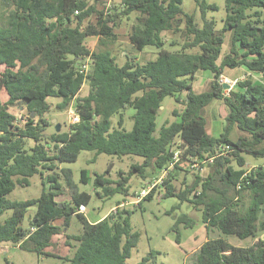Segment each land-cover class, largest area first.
<instances>
[{
	"label": "trees",
	"instance_id": "16d2710c",
	"mask_svg": "<svg viewBox=\"0 0 264 264\" xmlns=\"http://www.w3.org/2000/svg\"><path fill=\"white\" fill-rule=\"evenodd\" d=\"M224 1L223 26L217 30L206 11L218 9V5L206 0H194L200 10V26L193 14L182 9L183 0H120L109 6L106 0H0V214L11 210L0 220V244L11 243L69 264H127L139 238L130 224L132 209L119 207L90 221L78 207L87 206L91 194L79 191L69 169L61 168L59 173L57 163L76 161L82 150L95 153L90 161L101 153L139 156L141 162L132 164L127 174L119 171L112 180L106 170L93 179L99 198L117 192L129 197L132 171L143 179L146 168L161 175L179 150L180 160L160 182L162 196H176L192 204L201 211L207 229L218 231L194 251L193 263L264 264V239L259 237L264 230V219L259 218L264 206V168L246 173L241 155L243 151L264 155V0ZM132 14L135 22L128 40L139 51L146 46L156 48L154 59L140 61L124 55L119 63L111 51L87 47V37L115 39L114 29ZM227 31L230 46L221 56ZM164 32H179L183 39L166 41ZM85 63L86 72L80 70ZM236 67L245 68L257 79H236L226 92L220 76L225 68ZM200 70L209 71L212 78L207 89L197 92L193 83ZM83 86L87 91L80 95ZM2 92L7 95L5 102ZM166 96L183 108H173L176 119L157 128L156 116ZM48 97L59 98L58 109L72 106L79 121L56 131L52 117H47ZM213 99L227 109L225 125L217 136L207 132L203 115ZM17 103L28 112L19 124L8 110ZM128 109L133 110L128 115L131 129L124 126L123 114ZM234 128L242 132L236 138L231 137ZM225 146L228 148L221 150ZM208 157H213L212 162L201 163L209 169L205 176L195 173L185 187H175L173 180L182 165L191 171L192 159ZM35 174L42 183L37 198L6 197L16 185H28ZM60 177L70 192L68 201L58 200L63 194ZM80 180L87 181L84 169ZM156 190L154 185L137 205L151 199ZM246 195L248 203L240 205ZM30 207L34 212L24 226ZM71 216L80 220V233H66ZM58 219L60 224L55 223ZM181 222L186 226L193 223L181 215L174 227ZM58 234L65 235L69 247L64 257L46 250ZM221 234L253 241L237 246ZM149 254L137 264H146L152 251Z\"/></svg>",
	"mask_w": 264,
	"mask_h": 264
},
{
	"label": "rangeland",
	"instance_id": "374dc122",
	"mask_svg": "<svg viewBox=\"0 0 264 264\" xmlns=\"http://www.w3.org/2000/svg\"><path fill=\"white\" fill-rule=\"evenodd\" d=\"M120 0H106V5L109 6L113 2H119ZM208 3H215L218 5V9L207 10L206 18L214 19L216 22V29L221 30L223 26V19L225 16L224 0H206ZM182 9L194 15L195 22L200 26L202 24L199 7L196 5L194 0H183ZM91 21L95 20V16L90 18ZM135 22V14L130 17L124 18L120 24L114 29L116 34L115 39L108 40L104 37H87L86 45L90 50L107 49L111 51L117 57L119 63L124 61V55L130 57H137L140 61H147L154 59L156 56V48L146 46L143 51L137 50L128 40V32L131 25ZM183 28V25L181 26ZM163 37L166 41L173 40L174 42H181L183 37L177 32H164ZM230 46V32L224 33V42L222 44L221 56L228 52ZM168 48L169 46L166 45ZM172 47L173 50H176ZM171 49V50H172ZM220 56V57H221ZM3 66H0V71ZM250 77L257 79V76L253 73H249L243 67L236 68H225L220 76V79H224L226 83L228 80H236ZM212 78V74L207 70H200L196 74V78L193 83L195 91L199 92L208 88V82ZM87 87L83 86L80 95L86 93ZM2 102H5L7 95L2 92ZM47 100L50 102V111L47 117L55 118L52 122L61 124V129L66 130L70 124L68 116V108L58 109L56 103L59 100L58 97H48ZM162 108H159V112L156 116L157 128L160 127L165 121H172L176 117L172 116L171 110L177 108L181 110L183 105L175 102L173 97L166 96L162 100ZM8 110L12 112L16 117V123H23L28 112L26 108L21 104L9 106ZM133 110L128 109L124 112V126L126 129H131L132 120L128 118V115ZM227 112L226 107L220 100L213 99L204 108L203 115L206 119L207 132L213 136H217L223 130L225 125V113ZM34 116V114L32 115ZM117 117H112V121L115 124ZM52 128H48L50 131ZM242 132L234 128L231 133L232 138H236L241 135ZM31 144V142H28ZM95 153L93 151L82 150L76 161L73 162H60L57 163V171L60 173L61 168L69 169L72 173V178L79 189V191H86L91 194V199L83 213L90 221H95L99 217H103L109 213L118 202L125 203L126 208L132 209L129 219L132 230L139 233V238L136 246L132 248L130 257L126 260L127 264H137L145 256H149V252L152 251L150 260L146 264H194L193 257L194 251L201 245L203 241L208 238H213L218 235V231L215 228L207 229L205 224L202 222L201 211L195 209L192 204L186 201H180L176 196L163 197L162 193L164 187L160 186L159 175L155 174V171L146 168V178L140 177V174L136 171H132L133 174L129 180V197H125L123 193L117 192L113 195L106 196L103 199L99 198L94 190L93 179L96 173H103L108 170V176L110 179L115 180L117 174L123 172L127 174L132 164L137 165L141 162L142 158L136 155H125L122 157H116L114 155H108L101 153L96 156L94 161L89 159L93 157ZM241 155L245 159L246 169L263 164L264 155H255L248 151L241 152ZM184 163V162H183ZM190 166V165H189ZM179 171L176 178L173 180V184L176 188H183L189 184L197 173L199 176H205L208 172V167L204 165L199 167L197 170H185L186 165ZM237 167V166H236ZM85 170L87 177L86 183L81 182V170ZM189 169V168H188ZM162 174V173H161ZM156 175V176H155ZM62 176V175H61ZM60 182L63 184V194L58 197L59 201H68L70 198V192L65 187L63 177H60ZM154 184L156 186V192L151 199H143L141 205L138 206L136 203H129L126 201L134 200L139 194L141 189ZM42 189L41 177L39 174H35L29 178L28 185H16L15 188L9 192L6 197L11 200H27L31 198H37ZM199 190V187L196 191ZM136 196L133 197L132 195ZM126 199V200H125ZM249 197L246 195L239 200L240 205L248 203ZM34 208L30 207L22 221V225L28 224V217L32 215ZM11 213L10 209L0 214V220L7 218ZM185 215L186 218L192 220L191 226H186V222H181L174 227L176 219ZM260 219H264V206L259 215ZM60 224L61 219L55 221ZM82 231V224L76 216L70 217V223L66 229L68 234H77ZM228 242L237 246H247L252 242V238L248 237L245 239H239L234 235L221 234ZM259 237L264 239V230L259 232ZM178 238V240H177ZM73 242V241H71ZM47 251L56 253L60 256H66L69 254V247L66 244V237L64 234H58L53 237V242ZM0 264H69L62 258L44 255L38 256L34 251L29 249H22L18 246H14L11 243L0 244Z\"/></svg>",
	"mask_w": 264,
	"mask_h": 264
},
{
	"label": "built area",
	"instance_id": "2783aa9c",
	"mask_svg": "<svg viewBox=\"0 0 264 264\" xmlns=\"http://www.w3.org/2000/svg\"><path fill=\"white\" fill-rule=\"evenodd\" d=\"M87 69H88V63H85V64L81 65V67H80V70L81 71H85L86 72ZM226 81H224V79H222V78L220 79V82H222V83H224ZM235 81L236 80H232V81L231 80H228L229 88L228 89H225L226 92L234 85ZM67 111H68V116H69V120H70V123L71 124L76 123V122L79 121V115L77 114V112L74 110V108L72 106H70ZM227 148H228V146H225V147L221 148V150H225ZM222 153L223 152H219L218 154H222ZM178 160H180L179 150H175L174 151L173 158H172V161L167 166V168H165L163 170L162 174L159 177V179H160L159 181L160 182H161L162 178H164L168 174L169 170H171L173 168L175 162H177ZM212 160H213V157H208V158H205V159L194 158L190 162V164H189L190 166L189 167L192 170H197L201 166V163L212 162ZM257 167L264 168V163L263 164H259V165H255V166H252V167L248 168L247 171H246V173L248 171H250L251 169H254V168H257ZM246 173H244V175ZM153 186H154V184H152L151 186L147 187L146 189H144V188L141 189L140 192H139V194L137 195V197L134 200H132V201L130 200V201H126V202H129L130 204L131 203L138 204V202L151 190V188ZM124 205H125V203L121 202L118 206H115V207L112 208L111 213L116 212L117 208L123 207ZM85 208L86 207L84 205H80L78 207V211L79 212H83Z\"/></svg>",
	"mask_w": 264,
	"mask_h": 264
},
{
	"label": "water",
	"instance_id": "95a60500",
	"mask_svg": "<svg viewBox=\"0 0 264 264\" xmlns=\"http://www.w3.org/2000/svg\"><path fill=\"white\" fill-rule=\"evenodd\" d=\"M223 88H224V89H228V88H229V84L226 83V82H224V83H223ZM159 108H162V106L160 105ZM55 120H56L55 118H52V119H51V122H54ZM60 128H61V124H60L59 122H57V123L55 124V130H56V131H59Z\"/></svg>",
	"mask_w": 264,
	"mask_h": 264
},
{
	"label": "crops",
	"instance_id": "0c3cea01",
	"mask_svg": "<svg viewBox=\"0 0 264 264\" xmlns=\"http://www.w3.org/2000/svg\"><path fill=\"white\" fill-rule=\"evenodd\" d=\"M85 216H86V215H85ZM99 218H101V217H99ZM99 218H98V219H99ZM252 241H253V240H252ZM251 243H252V242H251ZM46 250H47V248H46Z\"/></svg>",
	"mask_w": 264,
	"mask_h": 264
}]
</instances>
